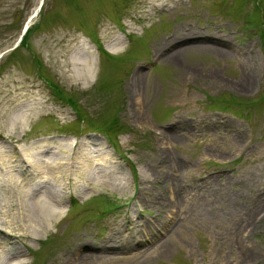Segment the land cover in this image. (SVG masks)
<instances>
[{
	"label": "rangeland",
	"instance_id": "rangeland-1",
	"mask_svg": "<svg viewBox=\"0 0 264 264\" xmlns=\"http://www.w3.org/2000/svg\"><path fill=\"white\" fill-rule=\"evenodd\" d=\"M40 1L0 0V119L30 111L3 147L73 139L75 173L98 175L46 234L1 230L9 262L264 264L259 0H42L19 43ZM71 57L88 86L69 80Z\"/></svg>",
	"mask_w": 264,
	"mask_h": 264
},
{
	"label": "bare ground",
	"instance_id": "bare-ground-1",
	"mask_svg": "<svg viewBox=\"0 0 264 264\" xmlns=\"http://www.w3.org/2000/svg\"><path fill=\"white\" fill-rule=\"evenodd\" d=\"M42 5L43 1L41 0L35 11L28 18L23 29L24 34L28 33L40 13ZM113 44L115 43H111L110 46ZM118 44L116 47H118ZM187 51L189 49H186L185 52ZM70 62L72 69L75 64L78 65L76 71L69 75L71 83L88 86L92 78V68L89 67L90 65L88 66L87 60L77 57L73 59L71 57ZM46 85L49 86L50 84L47 83ZM6 111L9 116L7 114L6 120L4 117L0 119V129H6V137H0V185L3 186L0 194L2 195L0 200V245H5L4 251H0V264H21V261L9 262L10 260L5 252L13 256L16 248L9 247L7 244L9 238L1 230L8 229L13 236L19 237L21 240L26 236L35 239V237L46 234L49 232L50 224L59 219L65 200L70 199L68 189L73 187L75 190L74 194H78L83 198V195L87 193L84 182L91 178L95 180L98 174L87 172V169L93 171L92 167L94 165H89V168L82 173H75L81 162V158H79L81 152H77L71 144L73 139H68L69 143L58 144V146L54 144L56 142H52V144L48 142V145L45 143L47 142L45 139L44 143L48 146L46 150L43 142H37L38 146L35 145L29 149L17 146L15 149L14 146L13 150H7L5 147L8 146L4 145L5 147H3V142L7 144L14 143L11 142L9 136L15 138L16 140L13 139L12 141L16 143L22 142L25 138L24 128H26L25 123L28 118L26 113L30 111H25L21 114L15 110ZM4 126L6 127L4 128ZM13 154L15 157H12ZM85 155H83V158H87L86 161H90L91 158L99 160L97 156L87 153ZM100 178L103 180L101 176ZM25 182L28 183L27 188L25 187ZM38 182L43 183L45 191H39ZM30 185H33L32 188H30ZM253 223V221L247 223V227L252 226ZM103 248H106V246Z\"/></svg>",
	"mask_w": 264,
	"mask_h": 264
},
{
	"label": "trees",
	"instance_id": "trees-1",
	"mask_svg": "<svg viewBox=\"0 0 264 264\" xmlns=\"http://www.w3.org/2000/svg\"><path fill=\"white\" fill-rule=\"evenodd\" d=\"M130 0H127V2H129ZM262 2H264L263 0H260L259 1V4L257 5V10L258 9H260L261 11H259V12H262V10L264 11V6H263V3ZM261 19H264V12H263V14H262V17H261ZM261 28H263L264 29V27H261ZM56 93H57V97L59 98L58 100H61V99H63V101L64 100H66L65 99V97L63 96V93L61 92V91H57L56 90V88L54 87V89H53ZM62 101V100H61ZM68 102H70V101H68Z\"/></svg>",
	"mask_w": 264,
	"mask_h": 264
}]
</instances>
